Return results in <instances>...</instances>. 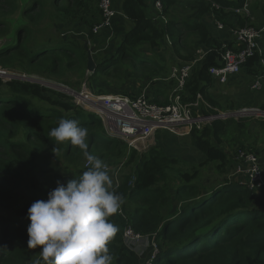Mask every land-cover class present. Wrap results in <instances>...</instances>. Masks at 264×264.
Listing matches in <instances>:
<instances>
[{
	"label": "trees",
	"instance_id": "obj_1",
	"mask_svg": "<svg viewBox=\"0 0 264 264\" xmlns=\"http://www.w3.org/2000/svg\"><path fill=\"white\" fill-rule=\"evenodd\" d=\"M162 1L167 21L154 19L156 10L151 0H121V11L133 27L121 35L111 55L95 57L96 70L87 72L84 40L78 35H65L60 28L67 26L74 32L83 28L90 32V39H96L92 28L103 20L100 0H0V66L70 86H81L87 78L89 87L100 94L115 89L111 79L123 81V76H128V59L137 51H172L175 60L187 63L200 55V49L206 54L193 67L185 96L193 101L201 94L213 107H221L210 93L215 79L209 69L222 64V52L235 42L224 30L212 32L215 27L210 14L214 10L226 26L245 25L244 17L226 8L242 6L247 0ZM213 2L225 9H213ZM261 9L264 16V5ZM176 10H183L191 20L173 15ZM12 31L14 36L6 39ZM260 63L258 53L250 57L243 76L260 73ZM134 66V73L146 82L168 80V86L147 91L152 102L168 103L169 93L176 86L168 66L147 59ZM74 75L79 78L73 80ZM123 92L135 97L132 92ZM61 118L75 119L88 129L91 154L103 161L124 162L127 167L121 183L114 186L125 198L122 206L127 207L128 216L115 214L110 218L118 226L108 245L112 264H143L151 257L141 260L132 256L123 238L126 224L159 247L154 264H264V204L257 197L264 194V187L257 195L233 179H225L220 185L208 183L202 176L209 163H215L219 175L227 174L239 151L261 156L258 147L248 144L251 134L264 133V118L256 119L259 130L253 131V127L251 134L254 118L249 117L217 119L200 129L194 127L189 138L204 155L196 163L169 156L155 146L139 152L109 137L99 115L75 105L62 91L37 82L1 79L0 264H35L37 259L44 264L40 249L28 247V209L37 200H47L57 184L32 179L31 169L50 165L53 160L74 170L76 178L86 171V159L78 147L70 142L55 147L49 136ZM26 191L33 195L13 210Z\"/></svg>",
	"mask_w": 264,
	"mask_h": 264
},
{
	"label": "built area",
	"instance_id": "obj_2",
	"mask_svg": "<svg viewBox=\"0 0 264 264\" xmlns=\"http://www.w3.org/2000/svg\"><path fill=\"white\" fill-rule=\"evenodd\" d=\"M151 1L156 10L154 19L167 21V17L164 15L163 1ZM99 5L102 10L103 20L92 28V34L98 37L103 29H110L108 36V43H110L114 34V30H112L114 19L119 12L115 9L113 0H100ZM213 9L222 10L225 8L213 2ZM226 10L241 15L247 20V23L242 26H226L217 18L214 10L211 12L210 17L216 28L218 30H229L235 46L228 47L222 52V64L212 66L209 72L215 82L228 83L242 72L248 59L258 53L261 56L260 64L262 68H260V73L254 76L252 88L261 89L264 84V58L262 57L264 52V26L252 25L253 15L248 0L242 6L226 8ZM86 35L89 37L90 32ZM92 42L95 43V46L98 43L96 39H90V43ZM93 48L92 51L94 52ZM205 54L204 51L200 50V55L198 54L195 60L187 63L181 62L172 66L170 77L175 80L176 86L169 93V101L166 104L152 102L147 96V89H144L135 97L119 93L96 94L89 87L87 81L77 89L38 75L7 72L1 67L0 77L4 81L37 82L64 92L71 97L75 105L99 115L109 137L120 139L127 143L130 148H134L139 152H146L154 145L153 138L160 130H174L188 135L194 127L200 129L217 119H240L254 117V115L264 118V109L255 107L220 111L206 101L201 94L197 95L196 100L189 101L188 96H185V92L191 71L197 61L204 58ZM211 109L214 111H210ZM233 167L234 173L231 174L230 178L246 185L254 194L259 195L260 189L264 187V168L261 166L259 155L244 150L239 151L235 156ZM116 176H118V171ZM116 176L115 180L119 184L120 176ZM127 226L126 235H130L132 234L131 231L134 232V230L131 226ZM153 243L152 245H154ZM157 248L158 246L155 244L153 246L154 251H157ZM154 251L144 264H150L154 258Z\"/></svg>",
	"mask_w": 264,
	"mask_h": 264
},
{
	"label": "clouds",
	"instance_id": "obj_3",
	"mask_svg": "<svg viewBox=\"0 0 264 264\" xmlns=\"http://www.w3.org/2000/svg\"><path fill=\"white\" fill-rule=\"evenodd\" d=\"M49 136L55 147L65 142L78 147L86 159V171L66 184L57 181L47 200L32 203L28 247L40 249L44 264H112L108 245L118 226L110 218L122 210L125 198L115 190L108 165L88 151V129L79 121L61 118Z\"/></svg>",
	"mask_w": 264,
	"mask_h": 264
},
{
	"label": "rangeland",
	"instance_id": "obj_4",
	"mask_svg": "<svg viewBox=\"0 0 264 264\" xmlns=\"http://www.w3.org/2000/svg\"><path fill=\"white\" fill-rule=\"evenodd\" d=\"M248 3L251 5L252 9V15H253V24L255 26H264V16L262 12V6L264 5V0H248ZM177 15V17H180L181 19H185L186 21H190V15L185 14L183 10L181 12L176 10L173 15ZM20 19V15L15 18L13 21V24H16V20ZM132 26V22L131 25ZM128 26L126 27V31L129 30L131 27ZM67 26H62L60 28V31L65 34V35H78L77 37H81V39L84 40L85 43H88L89 48L94 49L93 57L99 59L103 57H107L111 55L120 39L121 36H117L115 33L113 40H110V43L104 42L100 43L98 42L97 45L95 46V43L92 42L90 43V38L86 36L88 34V31H83V28L79 30V32H74L73 29H66ZM217 31L218 30L216 28ZM59 32L58 30H56ZM101 35V34H100ZM10 36V37H8ZM6 39H10L11 36H14V31L12 33H9ZM87 37V38H86ZM3 43V39H0V46ZM85 45V44H84ZM99 56V57H98ZM169 57L173 58V61L169 60ZM144 59L149 60L151 63L152 62H160L164 63L168 66L169 70H172V66L176 64H180L181 62L176 59V55L172 51H160V52H147V51H137L134 54H131L130 58L128 59V63L126 66L128 76L125 77L123 76V81L121 79L119 80H113L111 79L112 85L116 87L115 88L119 92H115L116 90H110L111 93H100V94H115L119 93L122 94L121 92H127L130 93L132 92L133 96H137L140 94L144 89H149L153 91L155 88L158 87H166L168 86V80L163 79L159 81H153V82H146L144 81L143 78H141L137 73H134V63L139 62V61H144ZM96 60V59H95ZM88 66V65H87ZM3 70L7 72H18V73H26L25 71H20V70H9V69H4ZM87 72H89L87 70ZM133 73V74H132ZM245 73V70L243 69V73L238 75L237 79H232L228 83H220L222 85H217L219 82H215V84L212 86L210 89V93L213 95V97L219 101L222 105L221 107H215L219 109L220 111H226V110H235L239 109L242 107H255V108H261V104L264 103V84L262 85L261 89H253L252 88V83L254 77L252 76H243ZM169 75H171L169 73ZM79 77L77 75L73 76V80H77ZM1 79V78H0ZM83 81V83H85ZM82 83V84H83ZM65 84V83H64ZM103 84V83H102ZM67 85V84H66ZM148 85V86H147ZM70 86V85H69ZM82 86V85H81ZM81 86H72L74 88H80ZM105 87V84L102 85V87ZM100 87V85L98 86ZM94 93L99 94L92 90ZM108 92V91H104ZM123 92V93H124ZM127 95V94H126ZM164 99V97H162ZM188 100V99H187ZM232 105V106H231ZM249 118H254L251 120L250 127H249V132L251 134V130L254 127L253 131H258L259 129L256 128L257 123L256 119H259L260 117L255 116L254 117H249ZM153 141L155 142L153 146L155 147H160L165 153H167L169 156H179L182 157L183 159H186L188 161L192 162H200L202 159H204V155L199 152L191 143V140L189 138V134H182L179 131H172V130H160L157 132L155 135V138H153ZM248 145H254L255 147H258V150L262 152L261 156H259L261 166L264 168V133L257 132L254 134H251L249 138V144ZM228 148V147H227ZM150 150V149H149ZM147 152V151H146ZM52 163L50 165H46L43 167L39 168H34L31 169L30 175L32 176V179H40V181H50L54 185L57 184V181L67 183L68 180L76 178V172L74 170H69L66 169L64 165L61 164H56L51 161ZM108 167H109V172L110 174L113 175V180H114V186L117 185V182L115 180L116 172L118 171V176L119 179L125 174L127 171V167L125 166L124 162H111L109 160L104 161ZM235 162V161H234ZM234 165V163H233ZM231 165L228 169V173L224 175H219L218 170L216 169L215 163H209L203 170L202 176L204 177L203 180L208 182V183H213V182H218L223 183L226 181L225 179H229L232 181L231 174L234 172V167ZM115 174V175H114ZM116 176V177H118ZM221 185V184H220ZM30 195H33L32 193H28L26 191L24 196H21L19 200L15 203L14 207L12 208L13 210H16L17 208L20 207V205H23L26 203V201L30 198ZM261 195V194H260ZM258 197V202H261L264 204V194ZM1 211V208H0ZM118 215L123 218L127 217V207L123 208L122 210L118 213ZM128 229L127 224L123 227V233H124V241L127 245V248L129 251L132 253V256L138 257L141 260H145L147 256L151 254V247H152V241L149 243V237L137 234L134 230L131 231L132 234L126 235V231ZM159 253V247L157 248V251H154L153 253V259L151 260L150 264H154L155 260L157 258V254ZM144 264V263H143Z\"/></svg>",
	"mask_w": 264,
	"mask_h": 264
},
{
	"label": "crops",
	"instance_id": "obj_5",
	"mask_svg": "<svg viewBox=\"0 0 264 264\" xmlns=\"http://www.w3.org/2000/svg\"><path fill=\"white\" fill-rule=\"evenodd\" d=\"M113 5L115 7V9L119 12L116 16V18L114 19V23H113V27H112V30H114V34L112 36V40L114 38V35L115 33L117 34V36H123L126 32V27L130 26L131 25V20L129 18H127L121 11V0H113ZM154 13H153V17H154ZM212 23L213 21L210 20ZM214 27L215 28H212V32L213 33H218V31L216 30V26L215 24L213 23ZM131 28L133 27V22H132V26H130ZM225 32H227L230 37L232 38L231 36V33L229 30L225 29L224 30ZM109 32H110V29H103L102 30V33L101 35H99L98 37H96V41L97 42H100V43H104V42H107L108 43V36H109ZM114 41V40H113ZM200 51V49L198 50ZM217 85H222V84H217ZM218 107V106H217Z\"/></svg>",
	"mask_w": 264,
	"mask_h": 264
},
{
	"label": "water",
	"instance_id": "obj_6",
	"mask_svg": "<svg viewBox=\"0 0 264 264\" xmlns=\"http://www.w3.org/2000/svg\"><path fill=\"white\" fill-rule=\"evenodd\" d=\"M85 47L88 51V71L89 72H94L97 68V62L95 58L93 57V51L91 48H89L88 43H85Z\"/></svg>",
	"mask_w": 264,
	"mask_h": 264
}]
</instances>
